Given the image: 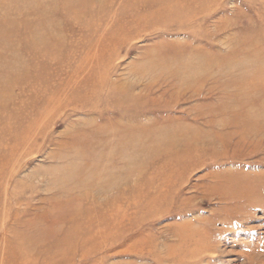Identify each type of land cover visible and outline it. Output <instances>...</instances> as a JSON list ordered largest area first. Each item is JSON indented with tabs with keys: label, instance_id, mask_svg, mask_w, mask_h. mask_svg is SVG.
<instances>
[{
	"label": "rangeland",
	"instance_id": "374dc122",
	"mask_svg": "<svg viewBox=\"0 0 264 264\" xmlns=\"http://www.w3.org/2000/svg\"><path fill=\"white\" fill-rule=\"evenodd\" d=\"M125 3L52 18L56 55L18 51L32 133L15 158L0 138V264H264V0H157L139 25ZM29 224L55 234L17 245Z\"/></svg>",
	"mask_w": 264,
	"mask_h": 264
},
{
	"label": "bare ground",
	"instance_id": "6f19581e",
	"mask_svg": "<svg viewBox=\"0 0 264 264\" xmlns=\"http://www.w3.org/2000/svg\"><path fill=\"white\" fill-rule=\"evenodd\" d=\"M114 1L115 0H0V120L2 122L5 121L7 124L4 129L0 128V138L4 136L12 138L13 145L10 146L9 151L11 158L22 155V151L24 150L23 145L32 133V127H23L21 130V127H18V123L16 126L12 124L13 121H16L14 120L15 116L18 111H20L19 109H21L16 100L24 95L21 92V90L23 91L22 87L24 84L28 85L27 83L32 72L30 71L32 65L29 64L30 57L24 58L18 55V51L25 50L29 52V56L34 57L37 51L44 49L50 56L56 55L62 42L59 36L61 23H59V20H52V18L62 13V19H64V21L82 23L81 20L84 15L91 16V12L83 13L85 10H88L89 6L91 7L95 3L100 4L103 11L109 6L108 4L113 5ZM156 1L157 0H126L125 7L128 6V8H130L134 6L143 10L139 15H135L133 23L139 25L163 16L161 8L154 7ZM149 6L151 7L149 8ZM120 10L119 12L123 13L122 10L125 11V8L122 7V10ZM17 87H21L20 93L15 91ZM237 91L245 92L241 87H237ZM241 107L244 111L247 109L244 104H242ZM243 113L245 114L248 112ZM11 130L13 132H11ZM199 140L201 141V138H199ZM198 143L199 142H195L194 144L190 143L179 152L177 151L179 141L173 139L165 145V149L170 150L175 158L180 159L181 155L189 156L190 151H197ZM89 148L90 147L86 148L87 152H89ZM7 158L6 161L0 164V168L14 165V163H12L14 159H10V157ZM85 200L88 199L86 197H77L70 200L60 220L69 223L78 219L81 214L79 209L80 205L85 202ZM27 231H30L28 232L29 234L16 235V240H18V243H16L17 245L21 244L20 242H28L29 244L41 241L45 242L46 238H50L55 234L53 228L48 226L44 227L39 224H29L27 226ZM54 244L56 245V243ZM67 247L68 249L66 250H64L66 247L59 248V250L63 249V253L66 255L72 253V250H70L71 248L69 246ZM55 251L58 250L54 249L53 252ZM30 252L31 249L29 252L25 250L20 253H16L12 250L11 255L15 260L13 263L10 262L9 264H16L15 262L17 260L29 257Z\"/></svg>",
	"mask_w": 264,
	"mask_h": 264
}]
</instances>
